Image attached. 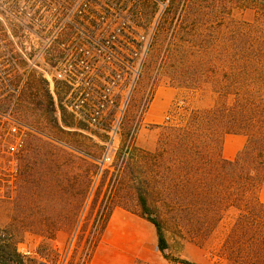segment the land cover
Returning a JSON list of instances; mask_svg holds the SVG:
<instances>
[{"label": "rangeland", "instance_id": "374dc122", "mask_svg": "<svg viewBox=\"0 0 264 264\" xmlns=\"http://www.w3.org/2000/svg\"><path fill=\"white\" fill-rule=\"evenodd\" d=\"M157 11L147 0L143 21L151 23ZM257 21L264 22V0H170L117 134L92 129L75 118L33 74L15 112L35 133L27 143L19 187L9 201L0 202L1 245L9 247L0 252V264H81L89 241L90 258L115 207L140 216V191L161 221L168 248L159 253L169 264H233L232 251L233 259L239 260L240 250L247 247L243 209L230 208L210 234L195 236L199 227L188 224L193 215L181 223L175 218L194 208V203L180 198L184 181L174 186L173 161L169 155L160 160L156 153L166 127L185 124L193 111L215 104L212 83L222 76L221 67L231 63L228 59L223 64L221 45L225 41L231 48L235 29L243 25L248 30ZM191 43L196 49H211V57L189 54ZM208 67L213 71L209 76L204 72ZM239 135L247 142L244 134L222 138L224 159V154H234ZM108 151L112 161L97 177L96 163ZM259 199L264 201V188ZM259 212L256 215L264 221V208ZM233 229L228 251L224 244ZM250 247L254 253L261 250L257 244Z\"/></svg>", "mask_w": 264, "mask_h": 264}, {"label": "built area", "instance_id": "2783aa9c", "mask_svg": "<svg viewBox=\"0 0 264 264\" xmlns=\"http://www.w3.org/2000/svg\"><path fill=\"white\" fill-rule=\"evenodd\" d=\"M146 1L0 0V202L19 187L21 160L35 133L15 112L33 74L75 118L118 133L170 4L151 0L158 11L145 23ZM111 161L110 151L97 161V177ZM88 244L81 264H89Z\"/></svg>", "mask_w": 264, "mask_h": 264}, {"label": "trees", "instance_id": "16d2710c", "mask_svg": "<svg viewBox=\"0 0 264 264\" xmlns=\"http://www.w3.org/2000/svg\"><path fill=\"white\" fill-rule=\"evenodd\" d=\"M250 27L246 30L240 25L233 32L231 48L225 41L220 47L223 64L228 59L231 63L221 67L222 76L212 83L218 97L215 104L209 109L193 111L185 124L166 127L156 153L160 160L169 155L173 161L171 176L177 183L174 186L178 187L181 180L184 181L186 190L180 198L194 203V208L186 212L187 215L175 218L181 223L193 215L187 220L188 224L200 228H195V236L205 232L210 234L230 208L243 209V216L248 219L243 231L247 247L240 250L239 260L233 259V251L228 254L233 264H264V253L260 252L264 248V221L256 215L264 208V202L259 199V192L264 187V22H254ZM190 47L192 51L189 54L211 57V49L207 47L196 49L192 43ZM204 72L211 75L212 67ZM227 134H244L247 137L244 149L232 160L224 159L220 153L222 138ZM23 159L24 156L20 181ZM98 172L99 167L97 175ZM138 201L140 216L155 226L158 248L165 251L168 245L161 221L154 216L147 197L141 191ZM234 234L233 229L224 244L225 250H232L230 245ZM249 240L261 250L254 253ZM2 241L0 237V252L9 248L7 243L1 245Z\"/></svg>", "mask_w": 264, "mask_h": 264}, {"label": "crops", "instance_id": "0c3cea01", "mask_svg": "<svg viewBox=\"0 0 264 264\" xmlns=\"http://www.w3.org/2000/svg\"><path fill=\"white\" fill-rule=\"evenodd\" d=\"M236 140L238 145L233 147L234 154H224L228 160H232L236 150L246 142V138L241 135L237 136ZM89 264H169V262L159 253L155 226L141 216L117 206L111 211L92 250Z\"/></svg>", "mask_w": 264, "mask_h": 264}]
</instances>
